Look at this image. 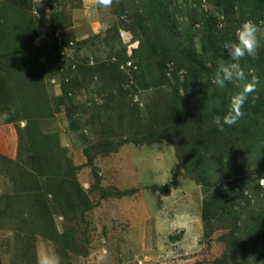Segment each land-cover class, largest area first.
Here are the masks:
<instances>
[{
    "label": "rangeland",
    "instance_id": "rangeland-1",
    "mask_svg": "<svg viewBox=\"0 0 264 264\" xmlns=\"http://www.w3.org/2000/svg\"><path fill=\"white\" fill-rule=\"evenodd\" d=\"M177 2L181 13H198L215 21L210 27L223 43L229 42L243 21L256 24L259 44L252 58L264 68V24L260 21L264 13L257 20L248 5L231 11L215 0ZM33 4L32 11L39 20L33 41L39 48L37 75L43 78L52 109L51 116L37 120V127L44 135H56L58 146L48 144L49 149L54 154L56 148L60 150L75 168L88 208L81 210L73 200L72 207L63 212L52 199V192L46 195L48 190H42L39 196L35 192L23 193L22 185H29L32 172V157L21 136L25 120L14 124L0 120V264H22V258L29 264H38L44 252H54L60 264H264L261 246L251 245L253 227L247 228L251 224L247 216L264 217L263 160L235 141L229 154L235 168L227 180L234 181L246 196L243 216L230 227L213 219L204 225L202 187L186 173L184 166L191 161L182 155L178 158V150L183 153V142L178 145L154 135L149 144L144 140L134 143L153 132L149 128L142 130L153 116L162 122L187 113V107L169 98L168 85L142 89L141 78L130 76L131 68L136 67L133 56L143 39L135 25V13L140 10L136 1H129L121 14L116 11V2L107 8L98 7L96 0H33ZM59 9L65 15L64 38L83 44L78 50L75 44L64 47L65 56L60 60L63 67L52 73L47 53L52 52L55 33L50 30L49 18L52 11ZM177 19L179 27L187 20L182 15ZM204 23L202 20L188 27L196 50L201 49L199 38L208 28ZM122 52L130 59L120 66L129 74V81L115 82L109 93L97 92L94 78L77 68L107 62ZM151 66L155 67V59H151ZM65 78L73 83L68 98L56 111L60 84ZM67 108L76 123L73 129L68 127ZM108 145L116 150L106 152ZM50 160L55 164L53 156ZM51 168L53 189L61 190L56 169ZM215 180L219 181V176ZM119 192L125 194L120 196ZM43 212L46 216L49 213L59 233L72 240L69 248L62 249L44 237L49 226L44 225ZM221 235L225 240H218ZM29 246L32 247L26 249Z\"/></svg>",
    "mask_w": 264,
    "mask_h": 264
},
{
    "label": "trees",
    "instance_id": "trees-1",
    "mask_svg": "<svg viewBox=\"0 0 264 264\" xmlns=\"http://www.w3.org/2000/svg\"><path fill=\"white\" fill-rule=\"evenodd\" d=\"M129 1L133 0H112L111 3L116 2V11L121 14ZM135 1L136 6L140 8L135 13V25L141 30L143 39L133 56L135 60L133 59L132 64L136 67L131 68L130 76L141 78L142 89L168 85L171 88L169 98L183 108L187 107V113L185 116L177 114L176 118L162 122L153 116L152 121L146 123L149 125L145 124L142 128L145 131L149 128L153 132L143 139L135 140L134 143L141 144L140 142L144 140L143 143L149 144L154 140V135L177 142L178 145L183 142V153L178 150V158L181 159L182 155V158L191 161L184 166L186 173L202 187L204 197L201 217L204 225L211 219L228 227L232 223L235 225L243 216L242 202L246 200V196L236 188L234 181L227 180L235 168L232 165L233 157L229 154L235 141L239 140L241 147L245 146L247 152L255 153L264 161V68L259 61H253L252 57H245L240 61L246 77L240 85L255 81V90L248 95L241 109L244 114L235 125L224 127L213 125L211 123L213 117L223 115L228 110L230 98L239 90L234 84H226L223 89H218L210 83L211 75L219 64L231 62L230 57L224 53V43L210 27L216 24L215 21L198 13H181V8L177 9L180 6L177 0ZM215 2L217 5L223 4L231 11H234L235 7L248 5L252 7L257 20L264 13V0H215ZM33 5V0H0V113H9V118L3 120L6 124L25 120L21 136L25 139L33 160L31 159L32 172L28 177L30 183L29 185L23 183L21 189L23 193L35 192L39 196L42 190H48L46 195L52 192V199L58 206H62L63 212L72 207L73 200L80 204L81 210H86L87 198L76 180L75 168L64 154H60V150L56 148L54 154L49 149L48 144L58 146L56 135H44L37 127V120L51 116L52 109L43 78L37 75L39 48L33 41L39 20L32 11ZM180 15L187 18L182 27L178 26L177 17ZM64 16L59 9L52 11L49 18L50 30L55 33L52 52L47 53L52 73L60 72V67H63V63L60 62V44L69 47L71 42L75 44L76 50L83 44L82 41L75 43L70 38H64L62 35L65 26ZM202 20H205L204 26L207 25L208 28L200 35L201 49L196 50L188 27ZM260 21L264 24L263 19ZM234 40L235 35L228 38V41ZM111 59L85 67L77 66L80 72L85 73L84 75L94 78V88L97 92L109 93L115 82L122 83L129 78V74L120 69V66L130 60L125 53L122 52ZM151 59H155V67L151 66ZM72 83L70 78L63 79L60 84L61 97L54 110H59L61 102L68 98ZM65 116L68 127L75 128L76 123L71 109L67 108ZM115 150V147L108 145L106 152ZM52 156L55 164L50 160ZM87 160L88 165H91L90 158ZM51 167L56 169L59 177L56 181L62 185L60 187L62 191L53 189L55 181L49 177L52 173ZM216 176H219V181L215 180ZM222 178L224 181L220 182ZM67 188H73L75 191ZM123 194L125 192L118 193L120 196ZM35 198L37 199L36 195ZM42 204L44 208L45 201ZM42 215L45 217V227L49 226L46 228L49 233L43 234L44 237L62 249L69 248L72 240H68L65 233L56 230L49 213L46 216L43 212ZM247 217L251 221L247 228L253 227L251 232L249 231L251 245L253 248L261 246V255L264 257V217L262 219ZM26 237L28 238V235ZM224 238L221 235L218 240H225ZM257 258L262 260L258 256ZM29 259H34V256L29 255ZM21 262L29 264L24 258ZM257 263L255 261L253 264Z\"/></svg>",
    "mask_w": 264,
    "mask_h": 264
},
{
    "label": "clouds",
    "instance_id": "clouds-1",
    "mask_svg": "<svg viewBox=\"0 0 264 264\" xmlns=\"http://www.w3.org/2000/svg\"><path fill=\"white\" fill-rule=\"evenodd\" d=\"M112 0H96L98 7L107 8ZM259 28L250 20L243 21L236 29L235 40L223 44L224 53L230 57V63L221 62L212 73L210 83L218 89H223L226 84H234L239 90L230 98L228 110L223 115L213 117L211 123L217 127L235 125L243 116V108L248 95L255 90V81L243 83L245 72L240 66V61L245 57H254L259 44ZM73 45V44H72ZM8 112L0 113V120H7ZM38 264H60L59 257L54 253L44 252L38 258Z\"/></svg>",
    "mask_w": 264,
    "mask_h": 264
},
{
    "label": "built area",
    "instance_id": "built-area-1",
    "mask_svg": "<svg viewBox=\"0 0 264 264\" xmlns=\"http://www.w3.org/2000/svg\"><path fill=\"white\" fill-rule=\"evenodd\" d=\"M58 43H59V44L61 43L60 40L58 41ZM71 45H72V43L70 42V43H69V47H70ZM64 47H65L64 45H61V44H60V57H61L60 60H61V61H63L64 56H65L64 51H63Z\"/></svg>",
    "mask_w": 264,
    "mask_h": 264
}]
</instances>
